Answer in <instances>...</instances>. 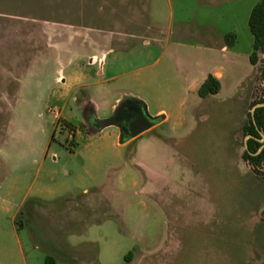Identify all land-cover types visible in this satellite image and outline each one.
<instances>
[{
  "label": "rangeland",
  "instance_id": "rangeland-1",
  "mask_svg": "<svg viewBox=\"0 0 264 264\" xmlns=\"http://www.w3.org/2000/svg\"><path fill=\"white\" fill-rule=\"evenodd\" d=\"M258 1L0 0V264H264V178L241 158ZM117 97L154 118L121 143L91 124Z\"/></svg>",
  "mask_w": 264,
  "mask_h": 264
},
{
  "label": "trees",
  "instance_id": "trees-1",
  "mask_svg": "<svg viewBox=\"0 0 264 264\" xmlns=\"http://www.w3.org/2000/svg\"><path fill=\"white\" fill-rule=\"evenodd\" d=\"M248 28L252 35V51L249 54V63L252 66L261 62L260 55L264 50V0H259L258 3L252 8L249 18H248ZM224 43L227 47H231L235 43V35L229 33L223 37ZM264 66V65H263ZM219 84L216 78L211 75H208L202 84L198 88V95L200 97L213 96L218 93ZM264 102V97L252 101L250 106L254 104ZM243 136H250L246 139L245 143L247 149H243L241 158L246 162L252 169V171L257 176H263L258 168L264 166V149L257 153L259 147L264 145V141L261 143L258 139H261V135L264 136V107H258L254 109L253 114L250 112L247 113V120L242 126ZM23 217V212H19L18 217L16 218V223L21 226V218ZM130 255V253H128ZM44 264H54V258L51 256H46L44 258ZM77 264V263H71Z\"/></svg>",
  "mask_w": 264,
  "mask_h": 264
},
{
  "label": "water",
  "instance_id": "water-1",
  "mask_svg": "<svg viewBox=\"0 0 264 264\" xmlns=\"http://www.w3.org/2000/svg\"><path fill=\"white\" fill-rule=\"evenodd\" d=\"M262 60L264 63V50ZM263 106L264 103L254 105L250 113L253 114L255 108ZM153 119L148 115L145 104L139 99H122L117 103L112 116L102 121L100 128L109 125L117 127L120 133L118 142L121 143L123 138H134L148 130L153 125ZM263 139L264 136H262ZM244 149H247L246 144Z\"/></svg>",
  "mask_w": 264,
  "mask_h": 264
},
{
  "label": "crops",
  "instance_id": "crops-1",
  "mask_svg": "<svg viewBox=\"0 0 264 264\" xmlns=\"http://www.w3.org/2000/svg\"><path fill=\"white\" fill-rule=\"evenodd\" d=\"M255 5H252V7H254ZM128 23L130 24V25H137L138 23L137 22H139L137 19H134L133 17H128ZM137 20V21H136ZM32 21V20H31ZM43 23H49V21H43L42 22V24ZM55 24H61V23H55ZM44 25V24H43ZM205 27L206 28H210V33L211 34H209V36L207 37V40L209 41V42H211L212 44H215V42L216 43H219V45H220V50H222V51H224V52H227L228 50H229V47H227L226 45H225V43H224V40H223V37H224V35H226V34H229V33H233L234 34V30L232 29V30H225V29H222V30H220V31H217L214 27H212V25H205ZM212 29V30H211ZM33 32H35V31H33ZM235 35V34H234ZM105 59H106V57L104 56V54H102V55H100L99 57H97V56H92L91 57V59H90V63H92V64H99L100 65V69H99V71H97L99 74H102V75H104L106 72H108V71H105L104 70V62H105ZM109 78H111V77H109ZM121 99V97H117L115 100V102H117L118 100H120ZM251 171V170H250ZM252 172V171H251ZM250 176H248V178H249ZM251 178V177H250ZM249 187H250V185H249ZM253 191H254V189H253Z\"/></svg>",
  "mask_w": 264,
  "mask_h": 264
},
{
  "label": "flooded vegetation",
  "instance_id": "flooded-vegetation-1",
  "mask_svg": "<svg viewBox=\"0 0 264 264\" xmlns=\"http://www.w3.org/2000/svg\"><path fill=\"white\" fill-rule=\"evenodd\" d=\"M263 61V60H262ZM263 65H264V63H263ZM126 99H132V98H126ZM262 103H264V102H262ZM258 104H261V103H258ZM254 105H256V104H254ZM253 105V106H254ZM252 106V107H253ZM251 107V108H252ZM264 107V106H263ZM256 109V108H255ZM251 110V109H250ZM250 112V111H249ZM112 114H113V112H112ZM112 114H110V116H108L107 118H109V117H111L112 116ZM252 115V114H251ZM107 118H104V119H99V118H95L94 120H93V122L91 123L92 124V126H93V129H96V130H101V128H100V126H101V123H102V121L103 120H105V119H107ZM109 126H113V125H109ZM115 127V126H114ZM117 128V127H116ZM119 130V129H118ZM262 136L263 135H261V139H258V141H260L261 143L264 141V139L262 140ZM250 136H245L244 138H249ZM246 139H245V141H246ZM262 140V141H261ZM245 141H244V144H246L245 143ZM244 144H243V146H244ZM262 149H264V145H261L260 147H259V149H258V151H257V153H259ZM246 150V149H245ZM260 171H263L264 170V166H262V167H259L258 168ZM252 170V169H251ZM253 172V171H252Z\"/></svg>",
  "mask_w": 264,
  "mask_h": 264
}]
</instances>
